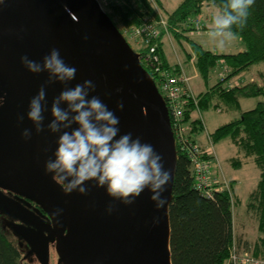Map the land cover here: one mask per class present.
Instances as JSON below:
<instances>
[{"label":"water","instance_id":"95a60500","mask_svg":"<svg viewBox=\"0 0 264 264\" xmlns=\"http://www.w3.org/2000/svg\"><path fill=\"white\" fill-rule=\"evenodd\" d=\"M53 48L77 71L67 85H46L47 109L65 87L93 81L95 91L90 96H98L119 118V135L131 132L133 138L140 137L142 143L151 144L162 156L164 169L171 174L162 194L166 198L162 208H155L148 189L132 204L124 205L110 198L104 187H95L93 181L85 184L89 187L87 195L75 191L65 195L52 174L45 173V162L54 159L60 134L47 131L49 110L44 112L45 131L39 134L27 119V111L29 101L45 85L48 74L28 72L20 58L27 55L42 62ZM0 82L16 114L15 133L11 135L15 138L2 156L0 176L8 179L16 192L33 194L52 220L53 234L40 247L44 256L39 254L41 263L47 264L46 243L55 237L58 264H172L169 205L177 153L168 110L139 54L107 12L101 10L100 2L0 0ZM118 102L123 104L120 110L116 108ZM20 116L24 117L22 122H18ZM25 128L32 133L27 140L21 135ZM109 204L114 206L110 214L106 212ZM56 209L63 211L53 218L51 214ZM154 218L157 223H153ZM15 230L36 250L28 230Z\"/></svg>","mask_w":264,"mask_h":264},{"label":"trees","instance_id":"16d2710c","mask_svg":"<svg viewBox=\"0 0 264 264\" xmlns=\"http://www.w3.org/2000/svg\"><path fill=\"white\" fill-rule=\"evenodd\" d=\"M227 2L228 0H181L174 10L165 13L160 0H117L106 5L105 9L124 36L129 35L133 27L156 22L162 16L167 23L168 35L182 45L186 40L184 34L196 29L189 20L200 19L199 15L206 5L220 11ZM233 31L244 44L242 52L216 54L188 41L195 55L197 72L205 82L210 72L219 68L220 64L227 70L224 78L221 80L218 77V81L204 93L195 95L190 89V97L184 104L183 119L187 125L185 138L189 142L197 143L196 134L203 130L201 119L194 117V113L200 114L209 108L237 112L241 110V98L264 95V84L247 82L230 87L225 85L228 79L236 77L253 64L264 61V0H255L243 28L234 27ZM165 36L166 33L162 31L157 41L161 66L182 71V68L170 66L166 62L162 49ZM137 45L140 53L145 50L142 43ZM147 71L158 85L156 74ZM209 137L212 143L229 138L243 157L252 158L260 171L256 188L249 194L247 209L257 217L258 231L263 237L256 249L248 251L258 254L256 251L260 250L264 254V101L258 102L249 110H241L238 118L218 126ZM175 148L177 165L169 205L171 263L225 264L230 247L235 241L231 192L233 181L228 182L229 190H213V197L206 198L194 187L188 153L181 150L178 142ZM206 158L209 159L210 155L207 154ZM231 163L234 167H239L241 160L233 158ZM21 260L19 248L9 240L0 224V264H21Z\"/></svg>","mask_w":264,"mask_h":264},{"label":"clouds","instance_id":"9594fccd","mask_svg":"<svg viewBox=\"0 0 264 264\" xmlns=\"http://www.w3.org/2000/svg\"><path fill=\"white\" fill-rule=\"evenodd\" d=\"M254 2L228 0L212 17L208 36L217 48L222 49L227 42L236 38L233 28H243ZM101 10L106 11L103 4ZM83 39L87 40V36ZM20 61L30 73L48 74L45 85L29 101L27 111V119L39 134L45 131L46 85L57 82L67 85L75 79L77 69L66 64L56 48L51 49L42 62L31 60L27 55L22 56ZM94 91L93 81L85 80L74 87H65L52 100L50 109H47L51 120L46 128L49 133L60 135L56 141L54 159L49 158L45 162V173L52 174V180L61 186L65 195L74 191L87 195L89 187L85 184L93 181L95 187H104L110 198L124 205L132 204L148 189L155 208H162L166 203L162 194L171 178L170 172L164 169L162 156L156 153L151 144L142 143L140 137L133 138L131 132L119 135V118L98 96H90ZM3 103L4 96L0 95V106ZM116 108L122 109L123 104L118 102ZM23 119V116L18 117V122ZM73 125L77 127L73 128ZM31 134L27 128L21 133L25 140L30 139ZM113 210L112 204L106 208L109 214ZM62 211L56 209L51 215L53 218L59 217ZM157 222L158 219L154 218L153 223Z\"/></svg>","mask_w":264,"mask_h":264},{"label":"rangeland","instance_id":"374dc122","mask_svg":"<svg viewBox=\"0 0 264 264\" xmlns=\"http://www.w3.org/2000/svg\"><path fill=\"white\" fill-rule=\"evenodd\" d=\"M163 7L164 12H171L178 5L181 0H160ZM212 10L213 15H216L218 11L214 7H208L205 10ZM202 28V27H201ZM126 40L133 48L135 52L139 53V46L135 42L133 38L129 35L125 36ZM204 44L206 48L212 51L226 49L228 45L232 43H228L221 49L217 48L215 43L209 39L208 34L202 33V36H194L193 41L195 43H199L200 41ZM231 42V41H230ZM170 52L171 49L169 48ZM167 49V52L169 51ZM236 52V51H233ZM169 55V54H168ZM172 58V55H169ZM219 67H224L223 64H220ZM221 68L213 69L210 72L208 80L205 82L201 76L198 74L192 77L189 81V86L193 92L205 90L209 85H212L218 81L219 73L221 72ZM261 74V75H260ZM237 81L240 80L241 83L247 82H256L258 84H264V61L253 64L247 70L243 71L236 78ZM227 84V83H226ZM260 101H264V95L250 98H241L240 99V109L242 111L249 110L256 106V104ZM240 110V111H241ZM240 111H231L228 109H223L221 112H218L214 108H209L207 114L202 113L204 118V127L202 131H199L196 134V137L199 139H203L202 143L205 148H210L212 153L210 155L209 160L212 163V171L216 173L220 179L226 178L227 180L233 181V191L232 192V200L234 205L232 206L233 210V219L235 223V228L238 232L243 230V226L248 223V221L252 223H256V219L254 218L251 211L247 210L248 197L249 194L256 188L257 182L259 180L260 171L257 166L254 164L251 157L244 158L243 155L238 151V147L234 145L229 138H225L220 140L219 142L212 143L210 141V137L208 138L207 133L210 135L212 133V123L224 124L229 122L235 118L239 117ZM216 120H213V119ZM239 158L241 160V166L234 167L232 165V159ZM222 176L224 178H222ZM229 182V181H228ZM227 182V183H228ZM251 212V213H250ZM0 224L2 225L4 233L8 236L9 240L15 244L16 247L19 248L21 252V264H38L35 260H30L25 256L24 250L20 247L19 238L15 234L12 228L7 226V223L4 218L0 215ZM49 253V261L50 264H56L58 255L52 247Z\"/></svg>","mask_w":264,"mask_h":264},{"label":"built area","instance_id":"2783aa9c","mask_svg":"<svg viewBox=\"0 0 264 264\" xmlns=\"http://www.w3.org/2000/svg\"><path fill=\"white\" fill-rule=\"evenodd\" d=\"M100 5H106L117 0H98ZM196 29H201L203 23L200 19L189 20ZM168 35L166 20L160 16L156 22L143 23L138 27H133L129 36L136 43H142L145 47L143 52H139L141 64L146 70L156 74L158 79L157 88L161 93L168 110L170 125L174 134L175 146L178 142L181 150L188 153L191 171L194 175V187L206 198L213 197V190H229V185L225 179H219L212 174V163L206 158L212 153L211 147L202 149L197 143L189 142L185 138L187 125L184 122V104L190 97L189 78L183 71H176L172 68L161 66V59L157 50V41L161 32ZM227 70L223 68L219 73L222 80ZM156 84V83H155ZM195 101V100H194ZM209 138V137H208ZM229 264H264V254H254L250 251H240L236 245L232 244L228 256Z\"/></svg>","mask_w":264,"mask_h":264},{"label":"flooded vegetation","instance_id":"af4514ba","mask_svg":"<svg viewBox=\"0 0 264 264\" xmlns=\"http://www.w3.org/2000/svg\"><path fill=\"white\" fill-rule=\"evenodd\" d=\"M0 95L4 96V103L0 106V171L3 169L2 156L7 151L9 141L14 140L11 136L14 130V121L16 114L8 104V93L6 87L0 82ZM13 130V131H12ZM45 171V165H44ZM16 189L10 187L9 180L0 176V215L5 219L7 226L12 228L19 238V245L24 250L25 256L30 260H35L42 264L39 258H44L41 253L43 240L53 234L50 230L53 228L52 220L47 212L38 203L33 194L26 191L16 192ZM23 192V193H22ZM15 228H25L31 234L30 239L34 243L36 250L31 249V245L18 234ZM47 264H50V249H55V237L50 238L47 243ZM58 264V258L56 261Z\"/></svg>","mask_w":264,"mask_h":264},{"label":"crops","instance_id":"0c3cea01","mask_svg":"<svg viewBox=\"0 0 264 264\" xmlns=\"http://www.w3.org/2000/svg\"><path fill=\"white\" fill-rule=\"evenodd\" d=\"M208 7H211V6H209V5L204 6L202 9V12L199 15V17L203 23V27L201 29H191L188 32H186L184 34L186 40H184L185 42L182 45L175 42V40L172 39V37L169 35H167L163 38L164 43H163L162 49H163V53H164L166 62L170 66H178V67L182 68V71L188 76L189 81L192 77L195 76V74L197 75L198 72H197V69L195 66V55H194V52L192 51L190 42H188V41H192L191 43H195L193 41L194 36H202V33L208 34V32L212 26V17L214 16L212 13V10H209V9L205 10ZM228 43H232V44L228 45L226 49L217 50L218 52L212 51V50H210V51H212L213 53H216V54H223V53L224 54H228V53L230 54V53L242 52L245 48L242 41L237 37L232 39L231 42L229 41ZM195 44L201 46L205 50H209L208 48H206L204 46V44L201 41L199 43H195ZM169 48L171 49V52H170ZM167 49L169 50L168 52H167ZM233 51H236V52H233ZM168 54L172 55V58H170V56ZM219 68L223 69L224 67L223 68L219 67ZM236 77L228 79L227 84H225V85H228L230 87V86H234L235 84H240V85L243 84V83H241L240 80L237 81L235 79ZM214 84L209 85L207 88H205V90H201V91L199 90L197 92L192 91V92L195 95H198L199 93H204L205 91H207L209 89V87L213 86ZM208 110L209 109L205 110L204 114H207ZM216 110L218 112H221V110L219 108ZM202 112L203 111H201L200 114L197 112L194 113V117H199L201 119L203 127H204V118H203L204 114ZM213 120H216V119L214 118ZM212 125H213L211 128L212 132L218 126H220V124H217V123H212ZM207 135L209 137L208 133H207ZM196 140H197V143H199L203 149H205V150L208 149V148L204 147V145L202 143L203 139H201V138L198 139L196 137ZM244 158H248V157H244ZM212 174L214 177H218L219 179L221 178L218 175H216V173H214L213 171H212ZM222 178H224V177L222 176ZM224 179L226 180V182L234 181V180H232L233 178L231 180H227L226 178H224ZM253 216L256 219V223L251 224L248 221V223L243 226V230L241 232H238L236 230L234 219H233L234 237H235V241H236V242L234 241L233 244L236 245L239 250L248 251V250L256 249L255 247H257V244L260 242V239L263 237V235L258 231V219L254 214H253ZM254 252H255V250H254ZM256 252L260 253V250H258ZM225 264H229L228 260L225 262Z\"/></svg>","mask_w":264,"mask_h":264},{"label":"bare ground","instance_id":"6f19581e","mask_svg":"<svg viewBox=\"0 0 264 264\" xmlns=\"http://www.w3.org/2000/svg\"><path fill=\"white\" fill-rule=\"evenodd\" d=\"M198 144V143H197ZM199 145V144H198ZM200 146V145H199Z\"/></svg>","mask_w":264,"mask_h":264}]
</instances>
